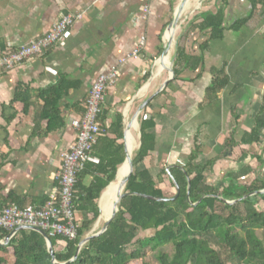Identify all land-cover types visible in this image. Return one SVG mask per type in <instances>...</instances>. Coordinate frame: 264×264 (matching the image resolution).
<instances>
[{"label": "crops", "instance_id": "0c3cea01", "mask_svg": "<svg viewBox=\"0 0 264 264\" xmlns=\"http://www.w3.org/2000/svg\"><path fill=\"white\" fill-rule=\"evenodd\" d=\"M182 1L0 0V48L18 47L42 36L64 13L76 16L67 35L45 55L0 73V203L20 200L24 206L33 207L57 195L61 154L76 138L69 121L79 115L72 107L88 97L96 78L111 66H117L120 74L104 94L107 125L116 111L129 121L132 111L136 113L147 98L156 95L149 102L152 108H146L148 103L138 115L146 110V117L153 116L157 122L153 129L156 148L147 161L153 174L164 166L166 170L183 167L196 145L201 148L196 163L213 162L206 175L216 187L229 184V175L248 165L253 170L240 183L251 184L264 174V166L256 157L262 154L264 140L241 144L244 134L258 120L264 121V3L243 27L234 29L239 19L253 12L251 0H204L206 9L199 12L217 8L224 11V37L210 40L203 71H187L182 80L169 82L161 91L171 71L167 62L158 70L157 61L164 51L166 28ZM147 6L149 13L145 12ZM142 35L147 36L143 55L123 61ZM207 38L200 30H191L179 43L188 52L199 54ZM169 54L174 67L172 48ZM214 67H225L231 80L209 103ZM61 74L80 86L62 99L64 126L45 135V122L39 118L43 102L37 98L38 91L55 84ZM21 89L30 96L26 113L23 104L15 101ZM133 129L136 125L132 121L130 136L135 139ZM234 132L238 145L227 150V141ZM261 133L264 136V128ZM126 137L123 141L127 149ZM91 180L86 178V184ZM165 189L168 192L173 188ZM103 224L104 218L99 215L95 227Z\"/></svg>", "mask_w": 264, "mask_h": 264}, {"label": "trees", "instance_id": "16d2710c", "mask_svg": "<svg viewBox=\"0 0 264 264\" xmlns=\"http://www.w3.org/2000/svg\"><path fill=\"white\" fill-rule=\"evenodd\" d=\"M251 1L254 4L253 12L239 19L233 25L234 29L243 27L253 18L257 7L264 3V0ZM194 16L185 22L188 33L191 30H200L208 38L201 43L199 54L188 52L182 45L177 46L173 57V82L182 80L187 71H203L205 51L210 40L224 37L225 15L221 8L198 11ZM212 72L214 79L208 88L209 103L218 98L231 80L225 67H214ZM198 76H201L200 73ZM79 86L78 81L70 80L61 74L55 84L38 91L37 98L43 102L39 118L46 125L43 134L64 126L62 99ZM26 91L19 90L15 97V101L23 104L25 113L31 105L30 96ZM86 99L72 107L79 116L86 111ZM103 100L98 116L101 132L97 141L87 151L91 159L77 174L73 188V205L78 213V234L75 238L62 234L51 236L56 260L60 263L69 261L67 264H153L148 261L146 255L145 248L149 247L156 251V264H264V237L258 232L263 230L264 234V194L252 195L256 191L264 190V174L258 176L251 184L240 183V179L248 176L253 170L252 166L248 165L240 171L232 172L229 175V184L216 187L208 182L206 175L213 162L205 165L196 163L201 154L199 145L189 154L183 167L173 166L166 170L164 166L158 173L153 174L147 161L156 148L153 129L157 122L153 116L146 117V110L138 118L140 146L133 153V171L124 189V192L145 196L128 195L122 198L107 229L90 238L82 246L77 258L71 260L79 243L94 232L100 215L98 201L106 187L114 181L118 168L126 158L123 114L116 111L112 123L107 125L104 122L107 111L103 108ZM146 108H152V104L149 103ZM262 128L264 121L258 120L253 128L244 134L241 144L261 143L264 140ZM236 145L238 142L234 132L227 141L226 149ZM256 157L258 164L264 166V149L262 154ZM89 177L92 180L90 184H86L85 180ZM167 186L175 189V194L169 195L165 191ZM146 196L175 198L156 200ZM225 200L237 201L228 203ZM16 202L23 205L20 200ZM9 203H0V207ZM35 206L38 204L33 205ZM80 212L82 216H79ZM9 232L7 228L0 226V239ZM60 263L53 261L48 240L38 230H19L9 243L0 244V264Z\"/></svg>", "mask_w": 264, "mask_h": 264}, {"label": "built area", "instance_id": "2783aa9c", "mask_svg": "<svg viewBox=\"0 0 264 264\" xmlns=\"http://www.w3.org/2000/svg\"><path fill=\"white\" fill-rule=\"evenodd\" d=\"M145 12H150L149 6L145 8ZM75 19L74 14L64 13L42 36L18 47L0 48V73L10 71L31 59L45 55L63 40ZM146 41L147 36L142 35L139 44L132 53L123 58V61L142 56ZM119 74L117 66H111L106 73L100 74L94 81L86 99V111L82 116L70 119V126L76 130V138L71 147L61 154L57 195L45 204L35 207L24 206L17 202L0 207V226L7 228L10 232L13 231L12 237L19 231L17 229L21 225L38 226L46 230L50 236L58 234L69 238L77 236L78 213L73 205L76 176L84 169L85 163L91 159L87 151L97 141L101 132L98 116L101 113L103 96L108 87L115 83Z\"/></svg>", "mask_w": 264, "mask_h": 264}, {"label": "water", "instance_id": "95a60500", "mask_svg": "<svg viewBox=\"0 0 264 264\" xmlns=\"http://www.w3.org/2000/svg\"><path fill=\"white\" fill-rule=\"evenodd\" d=\"M204 0H200L199 1V5L203 3ZM185 0H183L180 5L178 6V9L176 10L175 14H174V19L172 21V23L169 25V29H174L176 27H179L180 26V21L181 22H184L180 19H177V12L179 10V8H184V6H182V4H184ZM198 8V6L194 7L192 12H195V10ZM189 15V14H188ZM187 15V16H188ZM185 16V19L186 17ZM177 31V30H176ZM176 31L174 32V35H173V38L171 40V42L169 43H165L164 42V51H163V54L161 56V58L163 59L167 53L170 51L171 47H172V42L174 41V37L176 35ZM160 58V59H161ZM169 69L171 71V76L169 78L168 81H166L164 87L161 89V91L164 90V88L169 84V82L173 81L174 78H175V73H174V67H173V62L171 61V66H169ZM160 91V92H161ZM159 92V93H160ZM154 96L156 95H151L149 98H147L144 103L142 104V106L138 109V111L132 116V118L129 120V121H126V115L124 114V121H126V125H125V131H124V139L127 135V133L129 131H131V123L132 121H136L137 125H138V115L139 113L142 111V109L154 98ZM139 138H140V134H139ZM139 146H140V140H139ZM138 146V148H139ZM125 151H126V158L123 162V164L128 161L129 162V172L127 173V175L124 177V179L122 180V185H121V188L119 190V193L118 195L116 196V200L114 201V207H113V210L111 212V214L107 217V218H104V226L102 228H100L99 230H97V228L95 227L94 228V232H92L91 234H89L88 236H86L80 243H79V246H78V249H77V252L75 254V256L71 259V260H74L75 258H77L82 246L90 239L92 238L93 236L95 235H98L102 232H104L106 229H107V226L109 224V222L111 221V219L114 217V215L116 214V212L118 211V202L124 198L125 196H128V195H140V196H145L143 194H138V193H132V192H124V189H125V186H126V183L130 177V174L131 172L133 171V156H130L127 152V149H126V144H125ZM122 164V165H123ZM122 165L118 168L117 170V173H116V176H115V179L114 181L117 179V175H118V172L120 170V168L122 167ZM168 170V169H167ZM113 181V182H114ZM111 182V183H113ZM111 183L106 187V189L103 191L100 199H99V209H100V216L102 217V208H101V200H102V197L104 195V193L106 192V190L108 189V187L111 185ZM176 189H177V193L179 191L178 187L176 186ZM188 190H189V187H188ZM176 193V194H177ZM259 193H262L264 194V190H259V191H256L254 193H252V195H255V194H259ZM176 196V195H175ZM147 198L149 199H156V200H170V199H174L175 197H163V198H155V197H151V196H146ZM221 199L223 200V198L221 197ZM226 202L228 203H234L235 201L237 200H225ZM22 229H34V230H38L40 231L41 233H43L45 235V237L47 238L48 240V246H49V250L53 256V261L56 262V263H60L56 260V254H55V250H54V246L52 245V240H51V236L48 234V232L46 230H44L43 228H40L38 226H29V225H21L18 227L17 230H22ZM12 235H13V231L9 232L4 238L0 239V244H7L9 243V241L11 240L12 238ZM70 260V261H71ZM69 261H66V262H61L60 264H67Z\"/></svg>", "mask_w": 264, "mask_h": 264}, {"label": "bare ground", "instance_id": "6f19581e", "mask_svg": "<svg viewBox=\"0 0 264 264\" xmlns=\"http://www.w3.org/2000/svg\"><path fill=\"white\" fill-rule=\"evenodd\" d=\"M200 0H185L184 4H182V6H184V8H179L178 12H177V19H180L183 17V14L185 12L188 11V9H190L191 7H193V5L195 4V2H199ZM199 4V3H198ZM178 27L174 28V29H168L167 32L165 33L164 36V42L165 43H169L171 42L174 32L177 30L178 31ZM176 31V33H177ZM176 36V35H175ZM173 44V43H172ZM167 62V64L169 66H171V60H170V54L169 52L167 53V55L162 59H159L157 61L158 63V70H160L161 67H163L165 65V63ZM134 125H136L137 128V123L136 121H133ZM131 131H129L127 133V152L130 156H133V153L135 151V149H137L138 144L136 143V140L133 138V136H130ZM129 162L126 161L122 167L120 168L118 175H117V179L111 183V185L108 187V189L106 190V192L104 193L102 200H101V208H102V217L103 218H107L114 207V201L116 200V196L119 193V190L121 188L122 185V180L124 179V177L127 175V173L129 172Z\"/></svg>", "mask_w": 264, "mask_h": 264}, {"label": "rangeland", "instance_id": "374dc122", "mask_svg": "<svg viewBox=\"0 0 264 264\" xmlns=\"http://www.w3.org/2000/svg\"><path fill=\"white\" fill-rule=\"evenodd\" d=\"M199 2H195V4L193 5V7H191L190 9H188V11L187 12H185L184 14H183V17H182V21H184V22H181L180 21V26L178 27L179 29H178V31H177V33H176V36L174 37V41L172 42L173 44H172V57H173V55H175V53H176V47H177V43H178V45H180L179 44V41L181 40V39H183V37H184V35L185 34H187L188 33V27H187V25L185 26L184 25V23L186 22V20L188 19V18H193V17H195L194 15H195V12L193 13L192 12V10H193V8L194 7H196V6H198V8L196 9L197 11H201L202 9H206V3H203V6L200 4H198ZM195 10V11H196ZM187 14H189L187 17H186V19H185V16L187 15ZM190 16V17H189ZM169 25V24H168ZM169 29V27L167 26V28H166V31ZM165 31V32H166ZM188 34H190V33H188ZM164 35V34H163ZM163 38H164V36H163ZM164 42V41H163ZM182 43H184V41H181V44ZM171 50V49H170ZM172 59V58H171ZM170 59V60H171ZM134 113H135V111H132V113H131V115H134ZM130 116V115H129ZM132 117L130 116L129 117V119H131ZM133 134H134V137H135V140H136V143L138 144V142H139V125L137 126V128L136 129H133ZM168 194H174V190L173 189H170V190H168ZM100 228H102V226L101 227H99V228H97V230H99ZM259 232V235L263 238L264 237V234H263V230H259L258 231ZM166 249V247H163V249ZM146 249V255H147V259H148V261H150L151 263H153V264H156V262H158V256H156V251H154V250H151V248H149V247H146L145 248Z\"/></svg>", "mask_w": 264, "mask_h": 264}]
</instances>
